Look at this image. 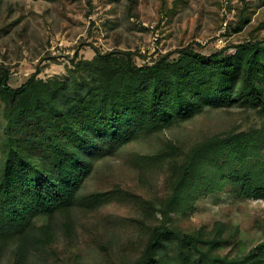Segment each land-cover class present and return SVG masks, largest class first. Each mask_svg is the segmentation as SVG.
Returning a JSON list of instances; mask_svg holds the SVG:
<instances>
[{
    "label": "trees",
    "instance_id": "trees-1",
    "mask_svg": "<svg viewBox=\"0 0 264 264\" xmlns=\"http://www.w3.org/2000/svg\"><path fill=\"white\" fill-rule=\"evenodd\" d=\"M136 1L129 0L131 6ZM242 26L237 23L234 33ZM260 28L208 55L185 46L142 66L133 51L93 47L91 59L75 53L65 74L43 79L38 69L16 88L9 85L10 68L1 64L0 263L8 250L7 264H25L32 252L54 264H81L76 249L82 239L106 264H264V227L260 242L231 255L221 250L239 236L238 227L220 221L210 229L182 226L200 199L227 188L238 199L264 201ZM207 108L254 110L262 125L212 135L186 151L168 142L150 157L164 170L162 189L154 195L120 183L83 192L95 162ZM125 201L128 213L104 214L126 232L115 246L102 230L104 223L90 222L88 215ZM76 211L88 222L85 237L73 217Z\"/></svg>",
    "mask_w": 264,
    "mask_h": 264
},
{
    "label": "rangeland",
    "instance_id": "rangeland-1",
    "mask_svg": "<svg viewBox=\"0 0 264 264\" xmlns=\"http://www.w3.org/2000/svg\"><path fill=\"white\" fill-rule=\"evenodd\" d=\"M240 22L242 30L234 33L233 27ZM257 27H261L258 37L263 38L264 0H137L132 6L129 0H0V65L10 68L9 85L16 88L38 69V77L43 79L65 74L75 53L78 58L91 59L95 54L93 47L101 52L133 51L136 64L142 66L185 46L206 55L214 53L247 40ZM2 109L0 101V138L4 125ZM261 125L262 117L254 110L207 108L169 129L138 136L95 162L83 192L106 190L120 183L135 192L154 195L162 189L164 170L150 157L168 142L186 151L212 135L248 132ZM261 155L264 159V147ZM129 208L128 201L112 202L91 217L88 215V219L103 222L106 238L116 246L124 241L126 232L104 214L114 211L124 215ZM190 216L182 221L183 227L210 229L217 221L238 227L239 236L221 253L248 251L263 237L264 201L238 199L229 188L200 199ZM73 217L84 236L83 228L88 224L85 216L76 211ZM54 226L62 244L60 219ZM82 242L76 249L81 264H106ZM8 256L7 250L0 264H7ZM25 264L54 263L42 253L32 252Z\"/></svg>",
    "mask_w": 264,
    "mask_h": 264
}]
</instances>
